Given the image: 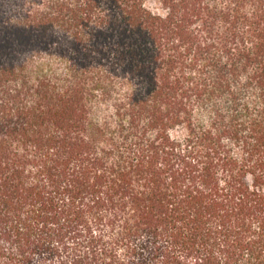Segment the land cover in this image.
<instances>
[{"label": "trees", "instance_id": "16d2710c", "mask_svg": "<svg viewBox=\"0 0 264 264\" xmlns=\"http://www.w3.org/2000/svg\"><path fill=\"white\" fill-rule=\"evenodd\" d=\"M0 264H264V0H0Z\"/></svg>", "mask_w": 264, "mask_h": 264}, {"label": "rangeland", "instance_id": "374dc122", "mask_svg": "<svg viewBox=\"0 0 264 264\" xmlns=\"http://www.w3.org/2000/svg\"><path fill=\"white\" fill-rule=\"evenodd\" d=\"M150 5L153 6L154 5V2L152 1Z\"/></svg>", "mask_w": 264, "mask_h": 264}]
</instances>
